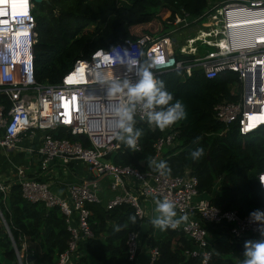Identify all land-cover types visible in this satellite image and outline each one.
Listing matches in <instances>:
<instances>
[{
    "label": "built area",
    "instance_id": "built-area-1",
    "mask_svg": "<svg viewBox=\"0 0 264 264\" xmlns=\"http://www.w3.org/2000/svg\"><path fill=\"white\" fill-rule=\"evenodd\" d=\"M31 7L28 0V5L17 12L0 14V95H4L9 104L5 109L0 102V148H17L22 137L35 131L40 133L38 144L24 149L27 157L36 158V170L30 172L16 167L13 181L18 185L22 199L38 202L45 209L57 207L64 218L69 237L65 249L52 264H78L84 255L86 241L93 237L88 222L89 204L107 210L128 205L137 220L151 221L155 200L170 199L176 204L177 218L186 213L188 219L179 227L169 229L182 233L189 245L183 255L197 258L198 264H206L211 255V242L219 237L207 229L208 225L227 228L229 237L234 239H259L260 226L250 220V215H240L234 209L221 210L211 204L207 194L197 191V178L188 170L180 175L162 174L150 164L144 170H138L106 158L109 153L131 149L115 137L114 110L126 102V97L110 96L102 81L115 77L135 83L138 79L135 70L142 67H150L154 76L174 70H183L188 76L192 70H199L207 79L222 71H233L239 85L237 98L214 103L211 108L214 119L225 128L235 124L241 135L264 127V122L259 120L256 128L247 126L250 116L264 111V21H260L264 20V0H209L205 9L195 16L179 10L168 23L172 28L164 35L144 34L115 44L121 47L124 44L131 51L137 62L135 69L104 60L98 49L88 59L75 60L54 85L35 81L32 45L30 55L22 57L20 47L10 43L17 31L22 32L19 38L24 43L27 38L31 43L35 41ZM192 25L200 31L177 43L176 38L180 35L177 33ZM179 45L188 46L190 52L203 45L204 51L199 56L191 54L192 59L184 62L176 58L175 49ZM179 53L188 55L186 51ZM136 119V127L157 132L151 142L153 153L149 162H159L164 152L177 146L178 131L174 125L160 130L141 120L139 112ZM60 127L71 135L85 137L88 145L55 136ZM137 149L135 152L140 151L139 140ZM53 163L61 166L66 175H74L67 169L69 163L74 168L78 164L82 169L81 178L59 183L50 169ZM49 178L53 181H48ZM256 182L264 207V161L256 174ZM54 186H62L63 192H57ZM8 190V183L0 180L3 199ZM0 223L14 248L16 264H23V238L17 251L1 212ZM143 233L139 230L126 234L127 259L140 264L143 258L144 264H152L158 249L141 245Z\"/></svg>",
    "mask_w": 264,
    "mask_h": 264
},
{
    "label": "trees",
    "instance_id": "trees-1",
    "mask_svg": "<svg viewBox=\"0 0 264 264\" xmlns=\"http://www.w3.org/2000/svg\"><path fill=\"white\" fill-rule=\"evenodd\" d=\"M209 0H43L32 2L35 41L32 45L34 79L39 84L54 85L77 59H88L98 49H108L124 39L134 40L144 34L164 35L170 29L173 14L183 10L199 15ZM203 49V47H201ZM193 55L176 53V58L189 62ZM163 81L173 96L185 108L186 118L173 124L178 131V144L163 153L171 175L185 170L197 178V191L209 195V202L221 210L234 209L240 215L264 211L256 174L264 161V127L241 135L235 124L225 128L212 115V105L218 101L237 98L238 81L233 71H222L205 78L199 70L185 75L183 70L163 72L154 76ZM0 102L8 108V101L0 95ZM139 138L140 151L125 150L109 153L106 158L117 164L130 165L138 170L148 167L153 150L151 142L157 132L144 127ZM55 136L79 140L87 146L85 137L71 135L64 128ZM199 137V141L196 138ZM203 148L197 161L190 153ZM68 171L72 172L68 165ZM40 179V178H37ZM9 190L0 212L6 222L13 243L19 251L23 238V264H52L66 246L69 233L57 207L45 209L38 202L21 198L18 185L6 182ZM88 219L93 237L88 239L84 255L78 264H137L129 261L124 241L130 231H139L146 223L141 245L155 246L158 256L152 264H198L197 258L183 255L188 242L182 233L153 227L150 220H137L128 205L109 210L89 204ZM136 218V217H135ZM120 226V231L115 227ZM218 235L211 242V255L206 264H241L244 244L249 240L229 237L227 228L208 225ZM141 260V257H140ZM0 264H16V254L4 227L0 223ZM140 264H144L143 258Z\"/></svg>",
    "mask_w": 264,
    "mask_h": 264
},
{
    "label": "clouds",
    "instance_id": "clouds-1",
    "mask_svg": "<svg viewBox=\"0 0 264 264\" xmlns=\"http://www.w3.org/2000/svg\"><path fill=\"white\" fill-rule=\"evenodd\" d=\"M11 45L20 47V56L30 55L29 47L33 45L29 38L24 43L19 38ZM104 60L114 63L129 66L135 69L137 64L135 57L131 51L122 48L120 45H112L105 51L100 49ZM138 79L135 83L129 79L111 78L102 81V86L106 88L110 96L122 95L126 97V102L119 104L115 110L114 115L116 119V133L115 137L127 148L137 151V142L142 135V131L136 127L137 113H140V119L146 120L150 125H155L160 130L175 124L186 118L184 105L177 100L172 103L173 96L166 90L164 82L159 81L154 77L150 67H142L135 70ZM199 141V137L195 142ZM191 158L194 161L199 160L204 155L203 148H196L191 153ZM150 166L156 171L164 174L169 172L166 162L152 160L149 162ZM154 216L151 219L153 227L161 231L169 228L175 229L181 223L187 221V214H182L177 218L176 204L168 198L156 199ZM250 220L257 223L260 227L258 231L260 238L253 241H246L244 244V259L241 264H264V211L259 209L251 212ZM129 220L135 223V216H129ZM120 226L115 227V231H120Z\"/></svg>",
    "mask_w": 264,
    "mask_h": 264
},
{
    "label": "crops",
    "instance_id": "crops-1",
    "mask_svg": "<svg viewBox=\"0 0 264 264\" xmlns=\"http://www.w3.org/2000/svg\"><path fill=\"white\" fill-rule=\"evenodd\" d=\"M40 133L38 131L33 132L30 136L22 137L17 143V148L11 150H4L0 148V180L2 182H9L13 180V173L16 167L23 168L26 171H35L36 170V158L27 157L25 153V148L30 146H35L38 144ZM77 169H75L74 175L64 176L63 179H58L59 183H70L75 182L80 179L81 167L76 164ZM77 170V174H76ZM57 192H63L62 186H54ZM62 189V190H61ZM209 197V195H208ZM147 224H141L140 232H145ZM143 257V256H141ZM144 260V259H143Z\"/></svg>",
    "mask_w": 264,
    "mask_h": 264
},
{
    "label": "rangeland",
    "instance_id": "rangeland-1",
    "mask_svg": "<svg viewBox=\"0 0 264 264\" xmlns=\"http://www.w3.org/2000/svg\"><path fill=\"white\" fill-rule=\"evenodd\" d=\"M171 28H172V27H170V29H171ZM198 31H200V30L197 29L196 26H194V25H192V26H190V27H188V28H186V29H183V30L179 31V33H177V34H180V35L177 36L178 38H176L177 43L180 44L181 40H182L184 37H186V36H192V35H191L192 33L194 34L195 32H198ZM200 34H203V32L201 31ZM175 36H176V34H175ZM201 47H203V49H201ZM182 48H183V49H182ZM188 49H190L188 46H181V45H179V46L175 49V53H179V51H180V52H184V51H186L188 55L193 54L194 56H199L201 53H203V51H204V46H203V45H200L196 51H191V52H190ZM205 49H206V48H205ZM206 50H209V49H206ZM182 55H183V54H182ZM184 55H186V54H184ZM69 165H70V169H73V168H74V166L72 165V163H69ZM75 168L77 169L76 166H75ZM50 169L53 171V173H55V175H56V176H55V179H63L64 176H67V175H66V171H65V170H62V169H61V166H57V165L54 164V163L51 165ZM53 173H52V174H53ZM48 181H53V179H52V178H49ZM147 212H148V211H147V209H146V213H147ZM145 219H146V218H145ZM145 219H144V221H145ZM141 249H143V248L141 247Z\"/></svg>",
    "mask_w": 264,
    "mask_h": 264
},
{
    "label": "bare ground",
    "instance_id": "bare-ground-1",
    "mask_svg": "<svg viewBox=\"0 0 264 264\" xmlns=\"http://www.w3.org/2000/svg\"><path fill=\"white\" fill-rule=\"evenodd\" d=\"M28 5V0H0V14L4 13L6 11L7 14L14 13L19 10L21 7H26ZM22 11V10H20ZM264 21V20H260ZM22 34L21 31H17L15 35L13 36V43H15L19 36ZM100 54V53H98ZM263 121L264 122V111L261 114H255L250 116L249 122L247 126L249 129L256 128L259 124L256 121Z\"/></svg>",
    "mask_w": 264,
    "mask_h": 264
},
{
    "label": "water",
    "instance_id": "water-1",
    "mask_svg": "<svg viewBox=\"0 0 264 264\" xmlns=\"http://www.w3.org/2000/svg\"><path fill=\"white\" fill-rule=\"evenodd\" d=\"M40 1H43V0H30V2L32 3V2H35V3H37V2H40ZM122 47L123 48H125V45L124 44H122Z\"/></svg>",
    "mask_w": 264,
    "mask_h": 264
}]
</instances>
